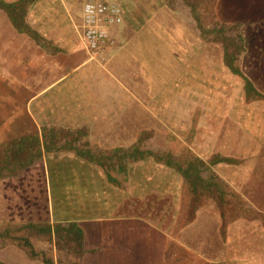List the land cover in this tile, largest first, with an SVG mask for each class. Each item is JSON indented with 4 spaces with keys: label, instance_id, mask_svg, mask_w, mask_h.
Segmentation results:
<instances>
[{
    "label": "crops",
    "instance_id": "1",
    "mask_svg": "<svg viewBox=\"0 0 264 264\" xmlns=\"http://www.w3.org/2000/svg\"><path fill=\"white\" fill-rule=\"evenodd\" d=\"M88 1L123 10L112 29L116 45L93 59L78 42ZM20 21L45 45L0 11V146L37 137L42 155L0 177V230L7 229L0 264H172L175 248L186 247L175 235L180 174L152 159L123 169L107 160L113 167L104 169L62 150L64 134L50 135L85 129L95 154L127 148L143 132L145 142L179 134L191 102L182 89L192 71H205L207 54L188 9L172 10L166 0H22ZM56 225L79 229L80 243L69 245L80 255L25 229Z\"/></svg>",
    "mask_w": 264,
    "mask_h": 264
},
{
    "label": "rangeland",
    "instance_id": "2",
    "mask_svg": "<svg viewBox=\"0 0 264 264\" xmlns=\"http://www.w3.org/2000/svg\"><path fill=\"white\" fill-rule=\"evenodd\" d=\"M181 7L186 8L179 4L177 10ZM213 15L207 19L210 24L232 28L230 34L244 49L242 71L264 93V0H217ZM205 43V71H192L190 84L182 89L191 102L176 127L181 132L155 136L144 148L172 156L189 150L206 162L216 154L237 160L212 169L251 207L264 213V101L247 103L241 78L223 64L221 45ZM219 227L212 202L202 205L191 223L176 225V239L181 238L186 247L175 248L172 264H264V226L238 220L228 225L225 238Z\"/></svg>",
    "mask_w": 264,
    "mask_h": 264
},
{
    "label": "trees",
    "instance_id": "3",
    "mask_svg": "<svg viewBox=\"0 0 264 264\" xmlns=\"http://www.w3.org/2000/svg\"><path fill=\"white\" fill-rule=\"evenodd\" d=\"M217 0H166L168 8L177 10L181 4L188 9L194 28L197 30L201 40L207 43H218L222 47V61L230 74L241 78L244 98L247 103L264 101V93L260 92L253 81L247 77L241 68L242 53L244 51L241 43L231 34V27L224 25L210 24L208 18H214L213 9ZM0 11H3L9 18L13 28L21 34H27L34 42L44 47L41 37L28 26L20 21L22 11V0L16 3H6L0 0ZM52 131L50 135L55 139L64 134L65 143L60 146L62 150L72 152L80 158L94 161L98 166L109 169L107 160L130 163L133 161L152 159L156 163L176 170L182 177L181 208L178 214L176 225L185 226L191 223L196 216L197 210L207 202L216 206L219 217V232L225 238L227 227L230 223L238 220L254 221L264 226V213L251 207L240 195L235 193L228 184L220 178L212 169L219 163L237 164L238 161L228 157L213 155L207 162L192 154L189 150L183 151L180 156H172L166 152H155L145 147V132L141 133L136 143L127 148H118L109 151H97L93 153L92 148L86 140L85 129ZM55 132V133H54ZM51 139V140H52ZM45 151H51L56 147L45 145ZM61 148H56L59 150ZM42 151L37 137H26L6 142L0 146V177L17 175L22 169L32 165L41 158ZM29 236L38 231L44 238L56 241L57 249L73 251L75 256L80 255L77 246H70L69 241L80 243L81 233L76 226L56 225L53 231L49 226L34 227L26 226ZM7 229L0 230V237L6 238ZM79 249V250H78ZM76 264V263H71Z\"/></svg>",
    "mask_w": 264,
    "mask_h": 264
},
{
    "label": "built area",
    "instance_id": "4",
    "mask_svg": "<svg viewBox=\"0 0 264 264\" xmlns=\"http://www.w3.org/2000/svg\"><path fill=\"white\" fill-rule=\"evenodd\" d=\"M123 23L122 7L113 2L88 1L82 10L80 42L91 59L116 45L112 29Z\"/></svg>",
    "mask_w": 264,
    "mask_h": 264
}]
</instances>
